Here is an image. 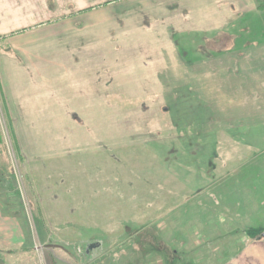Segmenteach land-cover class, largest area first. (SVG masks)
Returning a JSON list of instances; mask_svg holds the SVG:
<instances>
[{"label":"rangeland","instance_id":"1","mask_svg":"<svg viewBox=\"0 0 264 264\" xmlns=\"http://www.w3.org/2000/svg\"><path fill=\"white\" fill-rule=\"evenodd\" d=\"M207 1L14 0L29 24L0 35V264H264V108L245 103L262 90L215 74L205 31L218 1L260 30L264 0Z\"/></svg>","mask_w":264,"mask_h":264},{"label":"crops","instance_id":"2","mask_svg":"<svg viewBox=\"0 0 264 264\" xmlns=\"http://www.w3.org/2000/svg\"><path fill=\"white\" fill-rule=\"evenodd\" d=\"M246 1L251 2V4L254 3V0H246ZM206 2L207 3L205 4V6L204 4L203 5L201 4L204 11H205L204 7L210 8L209 5H211V3L208 2L207 0ZM212 5L215 8V15L212 20H209V25L205 29V31H210L208 33H212L214 37H220V44L218 48L219 56L215 55V58L220 59L221 61L219 62L220 66L217 65L218 70L215 72V74L217 76H222V75L226 76L229 73L232 74L234 71L235 73L236 72L246 73L245 71L246 69H248V74L250 75L251 73L252 75L255 76L253 78L247 77L246 85L255 82L257 86L255 91L262 90V93L256 94L254 98L252 97V93H251V97L248 98V100L247 98H245L246 99L245 103L247 106L257 107L259 108V110L261 108L263 109L264 108V71H262V69L264 67H262V69H259L260 68L259 66L257 70H254V68L251 67L252 71H250L251 68L246 67L245 60L256 59L255 58L256 54L259 55L257 59H264V52L252 51V48H250L252 44L253 47L256 46L255 38H253L255 35H253V33L257 34V36H262V34L264 33V24L261 23L259 25L260 30L254 31L255 26L252 24V22H247L246 20H242L241 22L234 21L235 17L238 18V15L232 14V12H228L227 10H223L221 6V1H218V3L213 2ZM236 7L238 9V6ZM28 10H29L28 6L22 8L14 7V0H0V35H5L4 37L8 38L9 36L6 35L7 34L9 35L10 32L14 31L16 27L19 26L22 27L24 25H28L29 24ZM232 15L234 16V18H231ZM227 21L229 22L227 23ZM227 35L228 38L227 37L226 38L229 40V44H225L226 41L223 40L222 38ZM121 56L119 57L121 58ZM226 59H229L230 66H222V64ZM259 63L260 61H257V64ZM58 74L59 75L62 74V71L58 72ZM79 74L80 75L83 74V76H86L85 75L86 71H82V74L81 72L78 73V71L76 70L74 71L71 70L67 72L65 78L62 79L64 83H67L66 78L69 77L68 81L70 82L67 89L72 91L76 88V84H77L76 79L78 78ZM73 79H75V82L72 81ZM241 79L243 80V82H245V79L243 77H241ZM62 80L61 77H59V79H56L57 82H61ZM65 87L62 86L61 91L66 90ZM239 91L241 92L243 91V89L242 90L239 89ZM262 113L264 114L263 110Z\"/></svg>","mask_w":264,"mask_h":264},{"label":"water","instance_id":"3","mask_svg":"<svg viewBox=\"0 0 264 264\" xmlns=\"http://www.w3.org/2000/svg\"><path fill=\"white\" fill-rule=\"evenodd\" d=\"M97 246H98L97 244H92V245L89 247V249L95 248V247H97Z\"/></svg>","mask_w":264,"mask_h":264},{"label":"trees","instance_id":"4","mask_svg":"<svg viewBox=\"0 0 264 264\" xmlns=\"http://www.w3.org/2000/svg\"><path fill=\"white\" fill-rule=\"evenodd\" d=\"M252 232V230L251 231H249V233H251Z\"/></svg>","mask_w":264,"mask_h":264}]
</instances>
